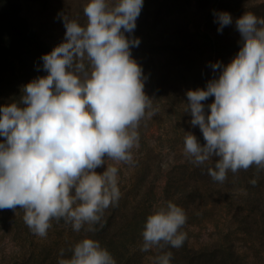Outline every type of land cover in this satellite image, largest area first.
I'll use <instances>...</instances> for the list:
<instances>
[{"label":"clouds","instance_id":"1","mask_svg":"<svg viewBox=\"0 0 264 264\" xmlns=\"http://www.w3.org/2000/svg\"><path fill=\"white\" fill-rule=\"evenodd\" d=\"M143 4L90 0L84 7L86 26L63 16L64 41L40 58L47 75L26 84L18 103L0 106V210L23 209L36 236L46 238L53 220L75 232H94L121 199L120 169L106 161L134 164L140 122L155 115L143 69L132 58L131 48L140 41L125 36L134 32ZM214 16L221 34L233 23L227 12ZM235 27L241 36L237 55L227 65H210L220 71L206 89L186 92L190 123L199 126L205 143L185 132L184 155L196 166L215 158L208 175L220 183L229 171L253 165L264 170V18L248 12ZM210 97L214 101L206 112L202 102ZM186 221L181 207L162 202L146 218L140 251L182 247ZM70 251L58 264H116L91 238ZM171 259L170 251L162 252L154 264Z\"/></svg>","mask_w":264,"mask_h":264},{"label":"rangeland","instance_id":"2","mask_svg":"<svg viewBox=\"0 0 264 264\" xmlns=\"http://www.w3.org/2000/svg\"><path fill=\"white\" fill-rule=\"evenodd\" d=\"M55 2L52 18L39 25L53 49L64 41L63 16L86 26L84 7L90 0ZM28 12L39 18L44 6L30 1ZM214 12H227L233 19L222 34ZM248 12L264 18V0H144L134 32L125 36L140 41L131 48L132 58L143 69L144 91L153 99L155 115L140 122L134 164L106 161L120 169L118 205L105 211L94 232H75L63 220H53L46 238L27 227L23 209L0 210V264H58L70 258V249L84 238L99 241L116 264H154L156 256L168 251L173 261L185 245L140 251L146 218L165 201L181 207L187 216L181 231L187 233L190 255L209 248L226 254L231 263L264 264V170L253 165L229 171L220 183L210 175L201 177L184 155L185 132L195 135L201 145L205 143L199 126L190 123L186 92L206 89L220 71L214 72L210 65L218 61L227 65L237 55L241 36L235 21ZM8 33L0 29V106L18 103L26 84L46 76L34 67V56L11 51L3 40ZM213 101L210 97L202 102L206 112ZM214 160L206 162L209 168L214 167ZM105 169L106 165L96 171L100 174ZM253 179L255 186L250 183Z\"/></svg>","mask_w":264,"mask_h":264},{"label":"trees","instance_id":"3","mask_svg":"<svg viewBox=\"0 0 264 264\" xmlns=\"http://www.w3.org/2000/svg\"><path fill=\"white\" fill-rule=\"evenodd\" d=\"M30 1L40 3L44 6V12L39 18L30 17L28 12V4ZM55 0H0V29L9 32L8 39H4L11 51H17L26 54L33 59L34 67L40 70L44 75L47 72L43 70V61L40 59L42 55L48 54L53 50L51 44L44 38L40 29V23L43 19L52 18V9L56 7ZM209 165L206 163L197 166V172L201 177H209ZM136 215V214H135ZM134 216V215H130ZM112 218L109 216L106 220ZM107 223V222H106ZM107 225H110L109 222ZM181 252V256L170 261V264H235L231 263L226 254L211 250L209 248L196 251L194 255H190L187 250L186 242ZM110 245H107L109 248ZM194 258V256H196Z\"/></svg>","mask_w":264,"mask_h":264}]
</instances>
